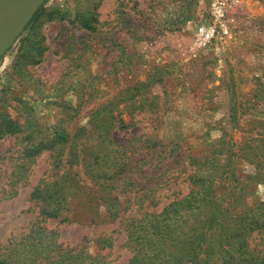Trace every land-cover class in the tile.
<instances>
[{"label": "rangeland", "instance_id": "rangeland-1", "mask_svg": "<svg viewBox=\"0 0 264 264\" xmlns=\"http://www.w3.org/2000/svg\"><path fill=\"white\" fill-rule=\"evenodd\" d=\"M211 1L45 2L53 14L50 19L41 14L37 21L35 34L48 46L42 62H33L32 55H39L30 48L34 41L28 29L0 56V113L21 128L0 139V186L12 194L0 199V243L37 222L63 246L82 247L109 264L128 263L131 252L117 221L82 224L38 215L29 194L50 173L49 151L25 162L23 177L7 186L10 172L20 164V136L45 140L58 126L71 136H96L91 125L98 108L99 118L114 114L132 124L115 128L117 139L152 136L181 143L182 151L187 144L186 152L192 149L199 158L208 155V141L230 140L225 147L242 176L236 193L244 206L264 201V179L254 178V164L237 154L240 137L255 136L264 123V0H227L228 33L199 46L194 32L209 19ZM26 5L6 15L18 16ZM89 10L98 14L94 30L79 24V16ZM8 28L0 34V45ZM25 49L31 53L19 57ZM100 237H111V247H101Z\"/></svg>", "mask_w": 264, "mask_h": 264}, {"label": "trees", "instance_id": "trees-1", "mask_svg": "<svg viewBox=\"0 0 264 264\" xmlns=\"http://www.w3.org/2000/svg\"><path fill=\"white\" fill-rule=\"evenodd\" d=\"M45 2L23 30L33 36L30 48L38 52V57L32 55L36 64L48 48L44 37L35 34L37 21L41 14L49 19L53 14ZM97 16L95 11L84 12L79 24L94 30ZM29 49L19 50L18 56L31 53ZM99 112L98 108L92 114L96 136H71L63 126L45 140L20 136V164L10 172L7 186L23 177L25 162L49 151L50 173L29 194L39 207L38 215L82 224L117 221L131 252L127 264H264V201L244 206L236 193L242 176L225 147L230 140L208 141V155L199 158L192 149L186 152L187 144L182 151L181 143L152 136L117 139L112 136L115 128L132 124L114 114L99 118ZM0 116V139L21 131L7 113ZM237 152L240 160L254 164L253 177L263 180L264 123L255 136L240 137ZM8 195L12 196L0 186V199ZM98 243L111 247L112 238L100 237ZM0 264L109 263L82 247L63 246L53 231L35 222L27 232L0 243Z\"/></svg>", "mask_w": 264, "mask_h": 264}, {"label": "water", "instance_id": "water-1", "mask_svg": "<svg viewBox=\"0 0 264 264\" xmlns=\"http://www.w3.org/2000/svg\"><path fill=\"white\" fill-rule=\"evenodd\" d=\"M45 1L46 0H0V34L9 27L5 41L0 45V56L21 35L35 12ZM25 3L27 4L26 7L18 16H15V14L6 15L11 9Z\"/></svg>", "mask_w": 264, "mask_h": 264}, {"label": "built area", "instance_id": "built-area-1", "mask_svg": "<svg viewBox=\"0 0 264 264\" xmlns=\"http://www.w3.org/2000/svg\"><path fill=\"white\" fill-rule=\"evenodd\" d=\"M227 0H212L209 9V19L196 26L194 32L195 43L208 46L218 38H223L229 31Z\"/></svg>", "mask_w": 264, "mask_h": 264}, {"label": "bare ground", "instance_id": "bare-ground-1", "mask_svg": "<svg viewBox=\"0 0 264 264\" xmlns=\"http://www.w3.org/2000/svg\"><path fill=\"white\" fill-rule=\"evenodd\" d=\"M12 12V11H11ZM15 12H17V10L15 11ZM15 12H13V13H15ZM12 14V13H11Z\"/></svg>", "mask_w": 264, "mask_h": 264}]
</instances>
